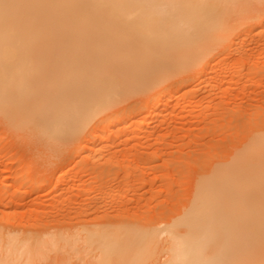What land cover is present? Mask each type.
<instances>
[{
  "label": "rangeland",
  "instance_id": "374dc122",
  "mask_svg": "<svg viewBox=\"0 0 264 264\" xmlns=\"http://www.w3.org/2000/svg\"><path fill=\"white\" fill-rule=\"evenodd\" d=\"M132 2L0 0V264H167L162 230L204 180L222 201L207 258L264 264V0H217L232 34L201 61L199 40L151 42ZM32 236L52 245L14 262Z\"/></svg>",
  "mask_w": 264,
  "mask_h": 264
},
{
  "label": "bare ground",
  "instance_id": "6f19581e",
  "mask_svg": "<svg viewBox=\"0 0 264 264\" xmlns=\"http://www.w3.org/2000/svg\"><path fill=\"white\" fill-rule=\"evenodd\" d=\"M127 6L131 8L130 14L138 17L137 28L153 32V37L150 38L151 42L160 40L163 43H167L168 36L169 38L173 36L172 39L181 37L184 38L186 42L189 39L192 41L199 40L203 48L199 60L204 59L214 48L224 46L229 41L230 35L232 34L230 29H226L222 23L223 11L218 10L219 3L217 0H135V3H128ZM125 9L126 8L122 5L118 11H128ZM143 9L148 10L143 11ZM261 25L263 26L264 23H248L247 28L252 29ZM156 29L158 31H155ZM220 60L224 59H216V61ZM208 66H203L200 71L204 73L208 69ZM169 92L168 89L157 92L149 103V108L161 109L164 106L163 98L169 94ZM123 115L124 114L116 116L109 121L107 129L104 131L101 130L102 132L99 131V136H97L99 142H103L107 138L106 132H112L116 123H126L125 120L126 118L128 119V117L125 118ZM90 137H92V134L89 138ZM115 138L118 137L116 136ZM128 139L127 137L126 140ZM91 140H93V137ZM91 140L89 139L88 141ZM118 140L115 139V142H118ZM8 189V186H6L5 190ZM211 190L212 187L209 180L201 181L185 210L181 212L178 218L170 223L169 227L162 230L163 234L167 233L171 239V254L167 264H215L214 260L207 258L206 252L211 248V243L215 237H218L221 233V226L217 223L218 219L221 217L219 211L222 201L217 198V195L214 194L215 192L212 193ZM11 202L9 203L11 204ZM5 204L6 205L3 206L0 204V206H2L0 210L3 208V213L6 212L5 206H10L7 203ZM240 205L241 204L238 205L234 202L231 203V211L232 213L234 212V214L232 215V223L228 232L229 238L232 237L234 239L235 234H239L242 230L240 224L237 225L235 223L233 226V222L236 221L235 215L243 210ZM6 217L9 221L10 217L8 215ZM18 222L19 221L16 223ZM97 231L98 230L94 229L89 230L90 234L87 238L90 239L97 235ZM107 233L110 232L108 231L105 234ZM150 236L152 238L155 235L152 234ZM236 236L238 237L240 235ZM56 237L55 239H51L55 245L60 244L64 240V237L61 235H56ZM23 242L24 244L22 245L14 244V249L11 254L14 262L23 261L34 263L38 259L40 251L44 247H47V244L52 245L49 240L43 241V239L34 236L25 237Z\"/></svg>",
  "mask_w": 264,
  "mask_h": 264
}]
</instances>
